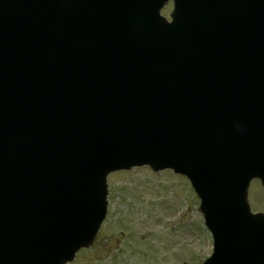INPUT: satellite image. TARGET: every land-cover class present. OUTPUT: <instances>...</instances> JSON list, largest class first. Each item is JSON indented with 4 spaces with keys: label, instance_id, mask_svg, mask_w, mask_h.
I'll use <instances>...</instances> for the list:
<instances>
[{
    "label": "water",
    "instance_id": "1",
    "mask_svg": "<svg viewBox=\"0 0 264 264\" xmlns=\"http://www.w3.org/2000/svg\"><path fill=\"white\" fill-rule=\"evenodd\" d=\"M35 1L0 0L1 81L27 61L62 67L79 63L80 59H63L79 46L78 0H40L41 9ZM145 1L146 11L137 18L141 25L136 26L135 16L114 8L92 20L91 29L83 26L84 33L100 43L124 37L122 31L114 32L118 26L141 28L145 22L148 31L144 42L126 51L121 61H105L112 73L104 69L90 73L105 78L106 85L89 105L62 101L56 95L40 102L3 94L0 124L5 143L0 144V161L6 162L0 164V186H58L42 178L33 182V155L43 154L25 140H46L49 129L58 126L61 132L64 127L70 131L67 141L56 140L51 146L57 152L45 158L68 157L75 168L71 173H78L93 159L102 161L103 153L107 156L97 168L98 186L70 187V179H62L69 191L66 198L46 195L45 204L30 205L32 210L44 209L40 219L46 236L63 235L62 262L92 243L105 218L107 173L149 163L173 167L193 180L216 239L206 264H229L237 258L264 264V216L249 214L251 234L258 240L238 246L228 233L231 220L216 210L220 206L223 214L248 213L246 192L237 206L228 204L231 189L227 194L224 190L232 183L227 179L246 183L245 188L253 177L264 181V0H175L172 23L159 15L164 0ZM93 4L100 6L101 1ZM94 50L105 55L101 47ZM49 71L44 77L54 85L55 74ZM38 113L51 118L35 129L29 120ZM105 115L108 120L95 132ZM20 224L33 231L26 222L15 228ZM8 241L26 249L33 242L18 237Z\"/></svg>",
    "mask_w": 264,
    "mask_h": 264
},
{
    "label": "rangeland",
    "instance_id": "2",
    "mask_svg": "<svg viewBox=\"0 0 264 264\" xmlns=\"http://www.w3.org/2000/svg\"><path fill=\"white\" fill-rule=\"evenodd\" d=\"M169 6L163 13L169 14ZM108 183L107 217L94 244L70 264H199L200 256L211 253L200 201L187 177L138 167L110 175ZM251 199L255 209H264L258 182Z\"/></svg>",
    "mask_w": 264,
    "mask_h": 264
}]
</instances>
